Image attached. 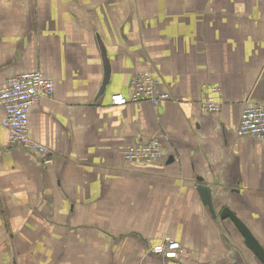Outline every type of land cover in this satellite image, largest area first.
<instances>
[{"label":"crops","instance_id":"obj_1","mask_svg":"<svg viewBox=\"0 0 264 264\" xmlns=\"http://www.w3.org/2000/svg\"><path fill=\"white\" fill-rule=\"evenodd\" d=\"M32 72L55 85L28 114L49 154L10 146L0 105V264H262L219 214L264 248V139L237 136L264 106V0H0V86ZM144 72L168 101L111 102ZM152 138L161 160L125 161ZM167 238L184 254L151 252Z\"/></svg>","mask_w":264,"mask_h":264},{"label":"built area","instance_id":"obj_2","mask_svg":"<svg viewBox=\"0 0 264 264\" xmlns=\"http://www.w3.org/2000/svg\"><path fill=\"white\" fill-rule=\"evenodd\" d=\"M55 90L54 82L40 72L16 75L10 78L5 85L0 86V105L5 111L3 127L8 133V142L14 148H21L41 157L49 154L47 148L29 137V109L44 100H51ZM205 97L202 108L206 113L213 114L221 111V104L213 96L218 93L217 86H205ZM170 99L167 92L161 90V83L151 74L139 73L130 82L128 98L121 94L111 96L113 104L148 102L157 106ZM237 136L240 138L264 139V106L256 103L244 105ZM163 157V146L159 140L152 138L145 145H135L124 154L127 163L137 161H159ZM157 256L174 258L183 255L182 246L169 238L154 244L150 248Z\"/></svg>","mask_w":264,"mask_h":264},{"label":"water","instance_id":"obj_3","mask_svg":"<svg viewBox=\"0 0 264 264\" xmlns=\"http://www.w3.org/2000/svg\"><path fill=\"white\" fill-rule=\"evenodd\" d=\"M108 82H109V68L106 67L105 78L100 88L98 97H100L104 93ZM197 191L200 194L203 205L209 207L211 211H214V204H213V197L211 190L207 186H198ZM219 218L221 220H230L234 224L237 231L243 237L246 247L255 254V256L262 264H264V248L257 241V239L254 237L251 231L246 227V225L227 207L222 208L219 214Z\"/></svg>","mask_w":264,"mask_h":264}]
</instances>
